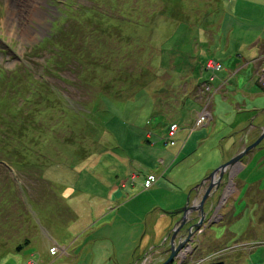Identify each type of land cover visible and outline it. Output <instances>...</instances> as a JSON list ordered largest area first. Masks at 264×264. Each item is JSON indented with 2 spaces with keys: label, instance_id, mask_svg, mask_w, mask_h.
I'll return each mask as SVG.
<instances>
[{
  "label": "rangeland",
  "instance_id": "obj_1",
  "mask_svg": "<svg viewBox=\"0 0 264 264\" xmlns=\"http://www.w3.org/2000/svg\"><path fill=\"white\" fill-rule=\"evenodd\" d=\"M231 3L0 0V264H264V137L166 230L264 126V44L239 48L260 26Z\"/></svg>",
  "mask_w": 264,
  "mask_h": 264
},
{
  "label": "water",
  "instance_id": "obj_2",
  "mask_svg": "<svg viewBox=\"0 0 264 264\" xmlns=\"http://www.w3.org/2000/svg\"><path fill=\"white\" fill-rule=\"evenodd\" d=\"M264 137V126L257 139L240 149L235 155L231 156L227 161L219 164L213 169L200 183L193 187V197L187 196L185 205L177 210L181 215L172 223L173 226L167 231H193L199 227L201 221L212 211L214 202L211 201L213 196H219L223 192L226 184H229L231 177V166H235L249 151H251ZM234 169V168H233ZM229 186V185H228ZM228 189V187H227ZM218 200L216 201V204ZM208 205V206H207ZM213 210V209H212ZM176 213V212H175ZM195 221V222H193ZM192 222V223H191ZM191 223V224H190ZM171 224V225H172ZM186 227V228H185Z\"/></svg>",
  "mask_w": 264,
  "mask_h": 264
},
{
  "label": "crops",
  "instance_id": "obj_3",
  "mask_svg": "<svg viewBox=\"0 0 264 264\" xmlns=\"http://www.w3.org/2000/svg\"><path fill=\"white\" fill-rule=\"evenodd\" d=\"M229 1L230 0H228V2ZM231 1L233 3H231L229 7H227V6H222V7L225 10H227L229 8V11H230L231 15L236 16V17H240L239 13L245 14V15H247L249 20H251V21H255L256 20V22L260 26L255 32L251 33L245 40H243L241 42V46L239 47V48H241V51H244V53H247L249 51V50L247 51L246 49L252 50V51H250V54H249L251 56L248 57V63L251 62L253 64V66H255V58H258V60H259L262 57V56H260V54L262 52L260 51L259 54L257 52L259 50L258 47H259V45L264 44V0H231ZM238 1H240V5L238 4ZM253 49H255V50L253 51ZM262 58L264 59V57H262ZM210 63L213 64V65H209ZM204 65H205L204 69L207 68L209 70L217 71V70H220L222 68V65H221V63L219 61H213L210 58H208L205 61ZM258 68L260 69V71H255L257 75L259 73L261 74V73L264 72V64H262L261 66L259 65ZM211 81H212V76L209 77V79L206 81V84H208V82L211 83ZM261 84L264 85L263 83H261ZM256 86H259V84H256ZM210 87L211 86L209 85L208 88L210 89ZM202 112L203 113L200 114V117L202 119H205V118L209 119L208 121L213 119V115H212L213 109L211 107H209L208 109H205ZM240 123H243V122H240ZM251 126H252L251 128H253V127H257L258 128V125L257 126L251 125ZM246 157H247V155L242 158L241 167L236 169V175L237 176L240 175V174L242 175L244 173V171L247 172L244 175V177L241 176L240 177L241 179H239V180H241L243 182V185H245L246 181L249 180L250 172L252 170V169L248 170V163H249V161L251 162V160H247L246 161ZM244 159H245V161H243ZM208 171H210V170H208ZM148 176H153V175L149 174ZM148 176L146 177L145 181L147 180ZM237 176H236V178H237ZM156 179L157 178H155L153 176L152 183ZM231 188H232V186L229 187L226 191H229V190L232 191ZM163 213L161 215H163ZM162 218L163 217H159L160 220ZM165 218H166V216H165Z\"/></svg>",
  "mask_w": 264,
  "mask_h": 264
},
{
  "label": "bare ground",
  "instance_id": "obj_4",
  "mask_svg": "<svg viewBox=\"0 0 264 264\" xmlns=\"http://www.w3.org/2000/svg\"><path fill=\"white\" fill-rule=\"evenodd\" d=\"M195 232V231H194ZM187 231H174V234H173V239H174V245H177L178 244V242L180 243V245L182 244V236H187ZM204 233V231H196V234L197 235H201V234H203ZM185 238V237H184ZM178 239H179V241H178ZM187 239V238H186ZM253 261H255V263L256 264H259L258 263V261H256V260H253Z\"/></svg>",
  "mask_w": 264,
  "mask_h": 264
},
{
  "label": "trees",
  "instance_id": "obj_5",
  "mask_svg": "<svg viewBox=\"0 0 264 264\" xmlns=\"http://www.w3.org/2000/svg\"><path fill=\"white\" fill-rule=\"evenodd\" d=\"M79 51H81V48H80L77 52H79ZM133 81L135 82V81H136V78H134ZM109 89H110V88H109Z\"/></svg>",
  "mask_w": 264,
  "mask_h": 264
},
{
  "label": "built area",
  "instance_id": "obj_6",
  "mask_svg": "<svg viewBox=\"0 0 264 264\" xmlns=\"http://www.w3.org/2000/svg\"><path fill=\"white\" fill-rule=\"evenodd\" d=\"M200 120H201V119H200ZM198 122H200L199 119H198Z\"/></svg>",
  "mask_w": 264,
  "mask_h": 264
}]
</instances>
